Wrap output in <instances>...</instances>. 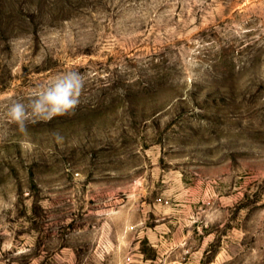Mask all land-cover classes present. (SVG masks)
Returning <instances> with one entry per match:
<instances>
[{"label":"rangeland","instance_id":"rangeland-1","mask_svg":"<svg viewBox=\"0 0 264 264\" xmlns=\"http://www.w3.org/2000/svg\"><path fill=\"white\" fill-rule=\"evenodd\" d=\"M0 264H264V0H0Z\"/></svg>","mask_w":264,"mask_h":264},{"label":"clouds","instance_id":"clouds-1","mask_svg":"<svg viewBox=\"0 0 264 264\" xmlns=\"http://www.w3.org/2000/svg\"><path fill=\"white\" fill-rule=\"evenodd\" d=\"M85 80L75 70L57 75L50 84L42 86L25 104L13 100L7 108L10 122L26 133L29 123L50 122L58 116H71L81 103Z\"/></svg>","mask_w":264,"mask_h":264}]
</instances>
